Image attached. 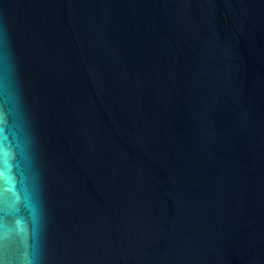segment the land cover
I'll list each match as a JSON object with an SVG mask.
<instances>
[{
    "label": "water",
    "instance_id": "1",
    "mask_svg": "<svg viewBox=\"0 0 264 264\" xmlns=\"http://www.w3.org/2000/svg\"><path fill=\"white\" fill-rule=\"evenodd\" d=\"M0 264H264V0H0Z\"/></svg>",
    "mask_w": 264,
    "mask_h": 264
}]
</instances>
